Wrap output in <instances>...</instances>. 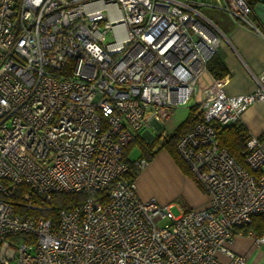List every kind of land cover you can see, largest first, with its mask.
<instances>
[{
  "label": "built area",
  "instance_id": "built-area-1",
  "mask_svg": "<svg viewBox=\"0 0 264 264\" xmlns=\"http://www.w3.org/2000/svg\"><path fill=\"white\" fill-rule=\"evenodd\" d=\"M203 7L255 27L245 0H0V264H253L228 244L264 214V148L248 139L247 169L218 133L264 99V68L252 92L226 94ZM191 101L201 118L175 150L208 205L174 215L138 196L124 150L161 141ZM132 163L136 176L147 159ZM21 185L23 213L9 201ZM57 192L87 196L56 206Z\"/></svg>",
  "mask_w": 264,
  "mask_h": 264
},
{
  "label": "crops",
  "instance_id": "crops-1",
  "mask_svg": "<svg viewBox=\"0 0 264 264\" xmlns=\"http://www.w3.org/2000/svg\"><path fill=\"white\" fill-rule=\"evenodd\" d=\"M250 5V18L255 27L222 9L201 8L222 36L217 52L229 72L223 86L229 95L252 92L255 89L253 74L264 68V0H251ZM174 116L175 113L167 134L178 124H173ZM239 121L248 130L250 138L257 139L264 148V99L249 103L241 112ZM140 136L147 139L153 137L147 132ZM153 150L152 158L134 178L138 196L142 199L152 198L160 204L177 202L184 211L207 207L208 198L192 176L184 173L159 143ZM130 151L136 153V156L128 154L130 160L139 157L140 151L136 145ZM253 233L257 235L255 231ZM228 247L234 253L246 256L253 264H264V244L256 246L253 234L236 233Z\"/></svg>",
  "mask_w": 264,
  "mask_h": 264
},
{
  "label": "trees",
  "instance_id": "trees-1",
  "mask_svg": "<svg viewBox=\"0 0 264 264\" xmlns=\"http://www.w3.org/2000/svg\"><path fill=\"white\" fill-rule=\"evenodd\" d=\"M249 5L251 0H245ZM251 6V5H250ZM252 20V19H251ZM253 22V21H252ZM207 70L214 78H223L228 76V70L224 65L222 56L217 50L212 54L206 63ZM200 115L196 114V106L191 105L188 107L186 117L178 123L175 128L169 132L161 141L158 136H153L151 139H147L143 136L136 137L135 140L129 143L124 150V162L127 164V171L124 176L129 179H134L135 174L133 172V163L129 159L128 153L133 146H137L140 151L139 157H144L149 161L155 153L153 147L159 143L160 147L165 148L179 168L186 174L191 176L189 168L184 160L177 154L175 145L177 140L191 127L196 121L200 119ZM250 138V134L246 127L239 120L233 123L231 126L223 128L218 133V140L220 145L226 147V149L235 157V159L245 168L248 166L245 163L246 155V142ZM25 190V185L17 187L13 195L9 197V201L13 204L14 211L22 213L25 212L24 201L22 199V193ZM87 196L85 192H57L52 195V203L56 206L71 207L77 204ZM56 210H52V214L55 215ZM47 216L50 214L48 211H42ZM248 230L255 231L257 235L264 233V214L253 216L250 223L244 226L243 232L247 233Z\"/></svg>",
  "mask_w": 264,
  "mask_h": 264
},
{
  "label": "rangeland",
  "instance_id": "rangeland-1",
  "mask_svg": "<svg viewBox=\"0 0 264 264\" xmlns=\"http://www.w3.org/2000/svg\"><path fill=\"white\" fill-rule=\"evenodd\" d=\"M112 39V37H111V35L110 34H107V36H106V40H111ZM193 103V101H191V102H189V103H187V104H184V105H180L177 109H176V112H175V116H174V122H173V124H177V123H179L180 121H182L185 117H186V115H187V111H188V106L190 105V104H192ZM167 129H168V127H167ZM171 130V129H170ZM132 149V148H131ZM131 153H133V154H131ZM129 155H135L136 153L135 152H129L128 153ZM136 156V155H135ZM174 207H172V209H171V211H172V213L174 214V215H177V214H179L180 213V206H179V204L177 203V202H174ZM167 220H164V221H162L161 223H164V222H166Z\"/></svg>",
  "mask_w": 264,
  "mask_h": 264
}]
</instances>
